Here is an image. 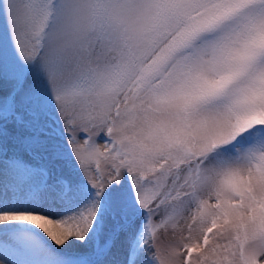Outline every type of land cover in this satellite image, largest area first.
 Returning <instances> with one entry per match:
<instances>
[{"label": "snow or ice", "instance_id": "snow-or-ice-1", "mask_svg": "<svg viewBox=\"0 0 264 264\" xmlns=\"http://www.w3.org/2000/svg\"><path fill=\"white\" fill-rule=\"evenodd\" d=\"M0 17V264H264V0Z\"/></svg>", "mask_w": 264, "mask_h": 264}, {"label": "rangeland", "instance_id": "rangeland-1", "mask_svg": "<svg viewBox=\"0 0 264 264\" xmlns=\"http://www.w3.org/2000/svg\"><path fill=\"white\" fill-rule=\"evenodd\" d=\"M3 31H4V21H3V18L0 17V34H2ZM99 142L101 144L104 143L103 140H100ZM102 167H103V164H102ZM159 237H160L159 243L162 247L166 246L170 242H173V239H174L170 231L168 233H165V232L159 233Z\"/></svg>", "mask_w": 264, "mask_h": 264}, {"label": "bare ground", "instance_id": "bare-ground-1", "mask_svg": "<svg viewBox=\"0 0 264 264\" xmlns=\"http://www.w3.org/2000/svg\"><path fill=\"white\" fill-rule=\"evenodd\" d=\"M52 211H56V209L55 208H53V209H51Z\"/></svg>", "mask_w": 264, "mask_h": 264}]
</instances>
